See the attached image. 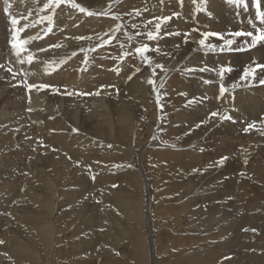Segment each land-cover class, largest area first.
Returning a JSON list of instances; mask_svg holds the SVG:
<instances>
[{"label": "bare ground", "instance_id": "1", "mask_svg": "<svg viewBox=\"0 0 264 264\" xmlns=\"http://www.w3.org/2000/svg\"><path fill=\"white\" fill-rule=\"evenodd\" d=\"M50 1L45 11L46 0H0V229L7 223L0 250L9 253L7 264L53 255L58 220L71 214L87 228L97 224L87 237L101 243V264H128L106 249L112 242L129 264H264V70L240 79L253 60L264 64V43L247 49L251 38L236 37L232 47L247 50L220 51L230 33L264 27L248 0L247 7L227 0ZM38 23L52 29L44 40ZM13 27L29 40L19 55L10 46ZM205 32L222 35L206 40L215 51L198 43ZM145 44L151 51L135 55ZM221 66L232 68L223 80ZM150 195L163 201L153 225L149 215L139 221ZM143 223L149 233L172 227L183 236L176 259H154L167 245L139 234ZM202 232L217 241L189 236ZM73 259L68 264H84Z\"/></svg>", "mask_w": 264, "mask_h": 264}, {"label": "rangeland", "instance_id": "2", "mask_svg": "<svg viewBox=\"0 0 264 264\" xmlns=\"http://www.w3.org/2000/svg\"><path fill=\"white\" fill-rule=\"evenodd\" d=\"M86 2H87V0H86ZM10 6H14L15 7L16 5L11 4ZM126 13L127 12L122 13L121 15L127 17ZM15 28L16 27H13V30ZM20 32L21 31L18 32V35H20ZM37 37H38V34H37ZM40 38H41V36H40ZM135 50L136 49L134 48L133 51H134V53L136 55V51ZM145 64L147 65L146 62H145ZM145 64H143V65L145 66ZM5 69H7V68H5ZM25 84H26V82H25ZM28 90H29V85L27 86V91ZM92 91H94V90H92ZM114 92L117 93V89H115ZM26 113L27 112L24 111L23 112V116ZM243 119L244 118H241V120H243ZM241 123H243V122H241ZM215 160L217 161V160H219V158L215 159ZM133 171H136V170L133 168L132 172ZM93 179H94L93 177H90V181H93ZM70 182H75L78 185L81 184L80 181H70ZM73 186H77V185H73ZM19 199H20V197H19ZM144 199H145V196L143 197V200ZM14 200H16V205L15 206L17 208L19 201L17 202V197L14 198ZM162 204H163V201L159 202V200L155 199L152 195H150V197L147 198V204H146V207L144 209L146 215L141 216L139 218V221L145 222V220L147 219V216L149 215L153 219V221H152V225H153L154 224V219L156 220V216H157V213L155 211H159L160 209L157 208V207L162 205ZM207 204L208 203H206L205 205H207ZM11 206H12V203L10 204V207ZM10 207H9V209H10ZM100 210H102L101 207H100ZM94 212H96V210H93V213ZM164 213H166V215L168 214L167 211H165ZM9 222H12V221H9ZM80 222H81V219L77 218L76 214L67 215V217L59 219L58 220V224H57V229H56L54 234L57 233L60 236L55 241L54 254L53 255H47V253L44 252L43 255H42V258L36 259L35 263L24 262L23 264H68V259L74 260L73 259L74 255H77V258L78 257H84V264H92L93 262H95V264H101L102 261H98L99 260L98 259V255L100 254L99 251H102L101 250V243L99 242L96 245H94L95 242H93V238H94V235H96V232L94 230L93 231L91 230L93 228H96L97 224L94 225V226H89V228H87L88 226H87L86 222H84V223L83 222L80 223ZM6 225H7V223L5 222V218H4L3 221H2L1 229H0V233H1L0 234V241L2 240L3 243H4V240H5L4 238L6 237L5 234H4V228H5ZM71 225H75L76 229L64 233V230L66 228L70 227ZM134 228H137L136 224L133 226L132 230H134ZM143 228L144 229L142 231H140L139 234L147 235V237L149 236L148 234H151V236H153V237H159L160 240L167 245L168 252L166 254H161L160 252H155L154 255H153L154 259L161 260V261H170V260H173V259L177 258V255L179 254V246H178L177 243L179 242L180 239L183 238V236H180V235H177V234L173 233V231L170 229L172 227H170V228L169 227L160 228L159 226H156V228H155L153 226L151 228L154 230V232H150V233L148 231L149 227H148L147 223L146 224L143 223ZM158 229H163V231L162 232L156 231ZM165 229H167V230H165ZM146 230H147V233H146ZM238 230L239 229H236V232L232 235V237L229 239V241L226 242L230 249H234L232 241L236 239L237 235H239ZM219 231L220 230H218L217 232H219ZM89 235L90 236L93 235V238L89 239V237H87ZM17 236H18V234H17ZM189 236H198V237H208V236H210L211 238L209 240H212V241L216 240V238L212 239L211 233H208V232H202V233H197V234L192 233ZM178 238H180V239L178 240ZM77 240L80 241V243H79L80 247L76 245V241ZM212 241H207V242H212ZM3 243H0V246L3 245ZM173 245H175V246H173ZM110 246H114L113 242H112L111 245L108 243V246H107L106 249L110 250L111 253L117 255L116 257L118 258V260L121 257H123L125 262H128V264H129V259H128L129 254L127 252H123L122 248H119V247H118V249H112V248H110ZM221 246H222V244H221ZM56 250L59 251V254L56 253ZM92 250H93V252L90 253ZM4 254H7L6 255V261H4L5 259L2 258V256H1V255H4ZM8 255H9V253L7 251L5 252L3 249H1L0 250V262L7 264V262H8L7 261V259H8L7 256ZM226 256H228V255H225L223 257V259H226L227 258ZM219 262H220V260H219ZM166 264H169V263H166Z\"/></svg>", "mask_w": 264, "mask_h": 264}, {"label": "snow or ice", "instance_id": "3", "mask_svg": "<svg viewBox=\"0 0 264 264\" xmlns=\"http://www.w3.org/2000/svg\"><path fill=\"white\" fill-rule=\"evenodd\" d=\"M62 2V0H55V3L57 5H59ZM227 3H229L230 5H236V6H244L247 7V3L246 0H227ZM253 3L255 4L256 8H257V17L259 19L264 20V11H260V0H253ZM72 7L74 8H78L79 11L81 12H87V10L83 7H80V5L73 3ZM206 10V9H203ZM7 11V10H6ZM89 15H91L92 13H88ZM174 15H176L174 13ZM48 19L50 20L51 18L48 17ZM163 22H166L170 19V17H163L161 18ZM11 24L13 26L18 24L17 19L12 18L11 19ZM157 28V34L158 31L160 29V24L156 25ZM19 31H23V29H14L12 32V37H13V41H12V47L13 49L16 51V54L19 55V53L21 51H23L24 45H26L29 40H20L18 39V32ZM202 38L198 41V43L203 46L206 47L209 50L215 51L216 50V46L212 45V44H207L206 40L209 36H215L217 38H221L223 39L222 35L220 33H214V32H205L202 33ZM230 35L233 37L231 39H223V46L220 48V51H243V50H247V49H251L253 47H255L257 44L264 42V27H256L255 31H235L233 33H230ZM147 37L148 39H156L157 35H154L152 32H148L147 33ZM236 37H245V38H251V43L248 44L247 40H245V44H247V49L241 45L238 46L236 48H233L232 45L235 43V38ZM31 39V38H29ZM105 43H107V41H105ZM136 53L137 54H144L147 53L149 51H151V49L148 47L147 44H145L143 47H138L136 48ZM156 51H159V49L157 48ZM143 58L145 59L146 62H148V57L147 56H143ZM29 61H31V57L28 58ZM157 67H163L162 65H157ZM207 68H201L199 69V71H207ZM257 70H264V64H259L257 63L255 60L252 61V63L250 65H247L244 67L242 74L240 76L241 80H248V79H255V74L257 72ZM190 71H195V69H190ZM232 68L231 67H226V66H221L218 70V73L220 75L221 80H223V76L225 73L227 72H231ZM210 81H205V83H209ZM149 84H154L155 82L152 80L148 81ZM261 84H264V80L260 81ZM236 85H233V87H235ZM32 86L29 85V88H31ZM41 87H47L45 85H42ZM220 94L223 95L227 89L223 86V84L221 83L220 85ZM213 116L217 115V113H212ZM221 119H231V117H226V116H222ZM254 123L253 124H249L248 127L245 129V131H247L248 129L254 127ZM225 158H221L220 161H218L217 163L222 164ZM0 243H3V241H0Z\"/></svg>", "mask_w": 264, "mask_h": 264}]
</instances>
